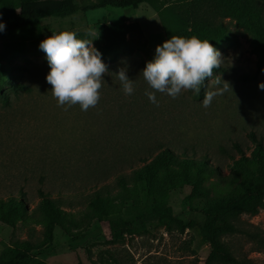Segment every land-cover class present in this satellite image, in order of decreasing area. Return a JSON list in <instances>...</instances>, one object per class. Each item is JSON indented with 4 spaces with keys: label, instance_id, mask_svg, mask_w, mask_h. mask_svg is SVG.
Returning <instances> with one entry per match:
<instances>
[{
    "label": "rangeland",
    "instance_id": "obj_1",
    "mask_svg": "<svg viewBox=\"0 0 264 264\" xmlns=\"http://www.w3.org/2000/svg\"><path fill=\"white\" fill-rule=\"evenodd\" d=\"M229 5L231 10L222 2L206 3L200 8L204 15L195 22L191 18L187 26L191 30L197 22L204 28L198 37L208 39L220 51L221 67L206 78V87L199 94L182 90L173 98L155 92L158 104L145 94L154 90L140 72L156 45L167 37L158 13L147 2L136 8L105 6L64 18L47 17L29 28L6 27L0 33V63L11 66L13 73L10 78L9 71L3 72L10 83L0 90V198L25 194L28 201V213L11 222H5L0 212V256L7 247L28 240L32 253L50 264H204L211 248L201 231L205 206L231 192L239 177L207 175L203 182L206 196L194 192V179L179 184L165 197L178 220L176 227L169 231L157 225L133 236L123 235L119 222L112 226L94 217L77 190L86 187V163L95 156L115 154L114 144L141 141L142 147L156 148L168 144L177 154L211 159L228 173V155L239 154L235 142L247 153L254 145L250 133L264 142V89L258 87L264 82V65H258L256 44L258 25H264V2L259 17L246 13L242 0H232ZM187 16L181 15L183 19ZM132 21H138L141 30L124 35L120 53L103 74L98 103L86 111L78 104L59 105L45 78L49 65L39 42L51 32L73 30L84 37L92 30L99 35L92 41L96 47L104 42L106 22ZM125 65L128 77L134 80L131 95L123 92L115 74ZM219 76L232 90L215 97L205 108L204 92L213 90ZM39 188L73 201L64 205V224L55 228L52 237L48 222L33 212ZM132 195L142 194L133 188ZM116 199L114 213L125 205L121 198ZM236 224L237 231L226 235L225 242L236 256L264 264V208L255 215L242 214Z\"/></svg>",
    "mask_w": 264,
    "mask_h": 264
},
{
    "label": "trees",
    "instance_id": "obj_2",
    "mask_svg": "<svg viewBox=\"0 0 264 264\" xmlns=\"http://www.w3.org/2000/svg\"><path fill=\"white\" fill-rule=\"evenodd\" d=\"M232 0H0V19L11 30L26 29L39 24L47 17L64 18L78 12L113 7H138L147 2L158 13L164 27L167 39L171 36H200L204 28L195 23L191 30L187 29L190 19L193 22L204 14L201 6L206 3L231 10ZM246 13L259 17L264 0H242ZM187 13L186 19L181 15ZM140 31L138 21L106 22L103 25L104 42L95 48L102 53V60L108 64L120 53V44L129 31ZM260 49L258 65H264V25L259 24ZM19 48V47H18ZM152 57H148L151 60ZM9 71L13 77L12 67L0 63V90L5 80L3 72ZM217 69H214L216 71ZM10 83V81H9ZM254 145L250 152L244 151L239 143L233 147L239 151L238 156L230 153L229 172L224 173L218 163L200 156H189L186 152L175 153L172 146L160 145L152 147L140 144L125 143L111 146L116 153L95 156L86 163L88 171L84 172L83 180L86 187L77 190L81 202L87 204L94 217L100 221H108L111 225L120 223L121 233L133 236L149 231L157 225L165 226L171 231L178 223L173 209L167 204L165 197L170 190L190 179H194V192L206 196L208 190L203 187L207 175L218 178L239 177V183L228 194L209 201L204 209V222L201 228L203 237L210 243V251L204 264H254L250 258L236 256L224 237L237 231V220L246 213L255 215L264 208V142L257 140L250 133ZM120 145V146H119ZM143 150H146L143 152ZM128 151V153H127ZM180 168L181 171H177ZM194 170V174L192 173ZM113 177L112 180L110 178ZM89 186V187H87ZM133 188L141 191L140 197L132 195ZM87 189V190H86ZM117 195H114V192ZM59 193V192H58ZM39 201L33 212L42 215L48 222V233L52 237L57 226H62L67 215L64 205H72L65 195L53 194L50 191L38 189ZM116 198L124 201L123 210L115 212ZM1 218L11 222L14 218L28 213V201L25 194L0 198ZM176 227V226H175ZM264 243V242H263ZM264 245V244H263ZM30 241H18L7 247L0 256V264H50L32 253Z\"/></svg>",
    "mask_w": 264,
    "mask_h": 264
},
{
    "label": "clouds",
    "instance_id": "obj_3",
    "mask_svg": "<svg viewBox=\"0 0 264 264\" xmlns=\"http://www.w3.org/2000/svg\"><path fill=\"white\" fill-rule=\"evenodd\" d=\"M5 28V21L0 19V33ZM98 36L92 30L84 37L73 30H62L51 32L39 42L38 48L45 53L49 65L45 78L52 86L51 93L59 105L78 104L82 111H86L98 103L103 74L109 72L102 53L92 45ZM221 63L220 51L208 39L173 35L156 45L152 59L146 61L140 72L147 85L154 90L145 94L154 104L159 103L155 92L173 98L182 90L199 94L201 88L206 87V78L210 79L213 70L219 69ZM115 74L123 92L131 95L134 80L128 77L127 66L119 67ZM258 87L264 89V82L258 83ZM229 88L232 90L230 83L219 76L213 90L204 92L202 106L209 107L215 97L223 95Z\"/></svg>",
    "mask_w": 264,
    "mask_h": 264
}]
</instances>
